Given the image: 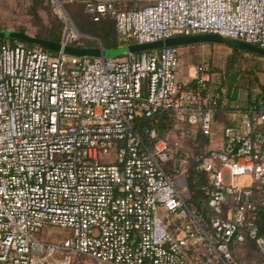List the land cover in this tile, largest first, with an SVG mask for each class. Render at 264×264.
I'll return each instance as SVG.
<instances>
[{
	"label": "built area",
	"instance_id": "obj_1",
	"mask_svg": "<svg viewBox=\"0 0 264 264\" xmlns=\"http://www.w3.org/2000/svg\"><path fill=\"white\" fill-rule=\"evenodd\" d=\"M61 2L111 19L124 46L216 34L264 48V0ZM178 63L174 47L118 58L0 47V264H241L248 246L264 264V110L214 138L209 71L179 82ZM162 114L171 127L159 136ZM197 135L208 143L192 153ZM45 227L67 235L38 238Z\"/></svg>",
	"mask_w": 264,
	"mask_h": 264
},
{
	"label": "trees",
	"instance_id": "obj_2",
	"mask_svg": "<svg viewBox=\"0 0 264 264\" xmlns=\"http://www.w3.org/2000/svg\"><path fill=\"white\" fill-rule=\"evenodd\" d=\"M73 4L75 5H69L67 7V12L77 31L84 36L97 39L100 44H96V42L89 39L78 38L71 40L69 43L70 46L88 48L99 45L102 49H117L125 45L124 42L118 40L117 31L114 22L111 19L106 18L100 19L99 21H93L86 14L82 13V5L76 3ZM33 14L37 17L36 12H33ZM50 20L52 26L49 29L39 30L34 37L36 39L59 44L63 37V25L54 16H51ZM15 43L16 41L13 40H0V47L4 44L14 45ZM198 44L203 43H197V45ZM26 45L34 46L31 44ZM228 48L231 52L225 58L224 69L219 70L223 81L219 90L220 95L225 97H237L239 93L243 91L247 95V103L244 108L248 109L238 108V110L252 111L258 114L264 110V86L259 82V70L257 69V66L247 67L244 64V61L246 60L244 55L257 58H260V56L230 46H228ZM220 101L218 99L219 109L222 108ZM159 123V136H161L163 131L171 127V123L167 120L165 114L160 116ZM197 140L200 142L198 149L208 143V138L204 136L197 135ZM191 146L194 149L196 147L195 145ZM186 181L191 201L195 203L199 210L205 211L207 209V200L201 190L205 183V176L200 170H198L197 165L193 160H190L188 163ZM257 226L259 235L264 237V209L260 210ZM248 248L249 250L253 249L251 246H248Z\"/></svg>",
	"mask_w": 264,
	"mask_h": 264
},
{
	"label": "rangeland",
	"instance_id": "obj_3",
	"mask_svg": "<svg viewBox=\"0 0 264 264\" xmlns=\"http://www.w3.org/2000/svg\"><path fill=\"white\" fill-rule=\"evenodd\" d=\"M69 5L75 4H64L61 2V0H0V30L16 32L21 31L28 34L29 36L34 37V35L39 30L49 29L52 26L50 18L51 16H54L63 25L62 35H64L66 31L70 35L72 30L77 31V29L67 12V7ZM81 10L82 13L85 14L82 8ZM33 12H36L38 18L33 14ZM80 35V38L89 39L96 42V44H100L95 38L84 36L82 34ZM96 47H99V45ZM210 49L208 48V51L201 53V56L203 57L202 65L207 68L209 71L208 74L211 78V75L215 77L220 74L219 70L224 69L225 58L230 54L231 50L228 48V46L218 43H215L214 45L212 44ZM178 54L179 63L175 76L177 81L184 82L186 78L181 76L184 68L182 66V56L179 52V49ZM244 58L246 59L244 64L247 67L257 66V69L261 71L260 79L262 82H264V57L257 58L244 55ZM193 62L195 63V61ZM199 66L200 65H195L194 69L197 71ZM210 146L213 147L212 144H210ZM196 149H198V147L192 150V153ZM66 235L67 231L65 230L55 227H45L41 233H39L38 238L45 237L48 241H58L62 238H65ZM237 258L241 264H259V255L255 249L249 250L248 247L240 249V251L237 252ZM73 264L93 263L85 258L79 257L74 261Z\"/></svg>",
	"mask_w": 264,
	"mask_h": 264
},
{
	"label": "water",
	"instance_id": "obj_4",
	"mask_svg": "<svg viewBox=\"0 0 264 264\" xmlns=\"http://www.w3.org/2000/svg\"><path fill=\"white\" fill-rule=\"evenodd\" d=\"M74 32L79 37H81V35L76 30H74ZM0 40H6V41L13 40L16 42L31 44V45L39 46L43 49L52 52H62L67 56H74V57L118 58V57H122L127 53H141L145 51L159 50L166 47H181L195 43L224 44L226 46L251 52L261 57H264V48H258L254 45L245 43L243 41L221 37L216 34L180 36V37H174L153 43L132 44L127 46H122L117 49H102L100 47L79 48V47L70 46L68 44H63V43L56 44V43L36 39L35 37L29 36L28 34L22 32L5 31V30H0Z\"/></svg>",
	"mask_w": 264,
	"mask_h": 264
},
{
	"label": "crops",
	"instance_id": "obj_5",
	"mask_svg": "<svg viewBox=\"0 0 264 264\" xmlns=\"http://www.w3.org/2000/svg\"><path fill=\"white\" fill-rule=\"evenodd\" d=\"M212 44L214 45L215 43H212ZM212 44L203 43V44L197 45V43H195V44L181 46L178 48L182 56L181 57L182 62H183L182 66L184 68V71L182 72L181 76L183 78H186L184 82H188L191 79H193V77L195 76V73H194L195 65L203 64L202 63L203 57L201 56V53L208 51V48L210 49V46ZM260 58H263V57L260 56ZM193 61H195L196 64ZM260 72L261 71H259V75H258L259 82L261 85L264 86V82H262L260 79V76H261ZM179 82H183V81H179ZM222 83L223 81H222L221 74L215 77L211 75L210 82L208 83L209 87L217 95L219 101L221 100L220 103L222 107L218 110V113L216 114V117H215L214 138L220 137V132L223 127L238 123L240 121L241 113L246 112L243 110L242 111L238 110V108L246 109L244 108L247 103V95L245 94V92L241 91L237 97L221 96L219 90H220Z\"/></svg>",
	"mask_w": 264,
	"mask_h": 264
}]
</instances>
